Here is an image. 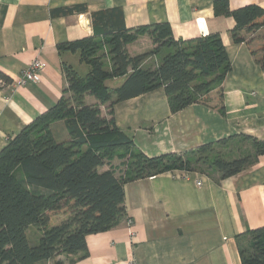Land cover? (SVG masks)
I'll return each mask as SVG.
<instances>
[{
    "label": "crops",
    "instance_id": "obj_1",
    "mask_svg": "<svg viewBox=\"0 0 264 264\" xmlns=\"http://www.w3.org/2000/svg\"><path fill=\"white\" fill-rule=\"evenodd\" d=\"M216 0H0V150L10 137L50 109L63 95V64L80 75L88 71L78 51L58 45L91 36L92 12L119 8L126 28L167 22L173 38L188 40L218 33L230 62L218 94L171 113L163 88L113 105L117 129L148 157L184 154L201 144L246 134L264 141V28L232 40V16L216 15ZM236 9L264 0H228ZM85 6L86 12L58 9ZM145 34L127 45L130 56L152 50ZM34 59L44 64L39 81L21 82ZM261 60V62L259 61ZM157 57L142 66L156 65ZM125 77L105 81L119 86ZM87 104L96 103L92 95ZM102 113L108 110L101 106ZM57 141L68 134L60 121L51 124ZM112 166L105 164L101 171ZM200 182V184H197ZM126 216L102 232L86 236V255L74 264H241L238 242L249 229L264 226V155L238 174L221 179L217 171L171 170L124 185ZM131 223L128 224L127 221Z\"/></svg>",
    "mask_w": 264,
    "mask_h": 264
},
{
    "label": "trees",
    "instance_id": "obj_2",
    "mask_svg": "<svg viewBox=\"0 0 264 264\" xmlns=\"http://www.w3.org/2000/svg\"><path fill=\"white\" fill-rule=\"evenodd\" d=\"M73 10L87 9L80 5L56 12ZM213 13L234 18L230 36L236 43L245 41L241 30L264 28V10L257 5L236 10L228 0H216ZM90 19L91 36L58 45L59 51H78L88 71L80 75L63 64V95L0 150V264H74L87 253L88 234L108 230L125 218L127 182L171 170L217 171L226 179L264 155V141L246 134L201 144L184 154L148 157L134 148L115 125L114 104L163 88L175 113L207 102L215 90L224 113L221 83L231 68L229 58L218 33L182 40L173 38L167 22L126 28L119 8L92 12ZM145 34L153 49L130 56L127 45ZM149 57H157V64L142 66ZM118 77H125L119 86L105 85ZM0 81L11 83L3 74ZM86 95L97 102L87 104ZM104 105L108 110L103 114ZM58 121L64 122L65 141L52 133L51 124ZM241 145L249 148L240 153ZM114 158L122 161L123 173L118 175L112 166L101 171ZM54 214L62 219L52 224ZM31 226L40 231L36 244L27 238ZM244 237L238 242L240 263L264 264V226L247 230Z\"/></svg>",
    "mask_w": 264,
    "mask_h": 264
},
{
    "label": "rangeland",
    "instance_id": "obj_3",
    "mask_svg": "<svg viewBox=\"0 0 264 264\" xmlns=\"http://www.w3.org/2000/svg\"><path fill=\"white\" fill-rule=\"evenodd\" d=\"M106 112H107V110L105 111V113ZM60 123L61 124H64V122H62V121H60ZM235 147H236V145L235 144H232V148L234 149ZM240 147H241L240 148V153H243L246 149L249 148L248 145H246V146L241 145ZM121 162L122 161L119 160V159H117V158H114L111 161L112 167H115L116 173L118 175L121 174V173H123V170H124V167L121 165ZM61 219H62V215L61 214H54V215H52V222H53L52 224H54L55 222L60 221ZM39 237H40V231H38L37 228L31 226L28 229V232H27V238H28L30 244H36V242H37V240H38Z\"/></svg>",
    "mask_w": 264,
    "mask_h": 264
},
{
    "label": "built area",
    "instance_id": "obj_4",
    "mask_svg": "<svg viewBox=\"0 0 264 264\" xmlns=\"http://www.w3.org/2000/svg\"><path fill=\"white\" fill-rule=\"evenodd\" d=\"M44 64L39 59H34L29 67L23 70L21 82L25 83L27 81L31 82H37L39 81V72L43 69ZM2 83V81H0ZM197 184H200V182H197ZM128 224L131 223L130 220L127 221Z\"/></svg>",
    "mask_w": 264,
    "mask_h": 264
}]
</instances>
